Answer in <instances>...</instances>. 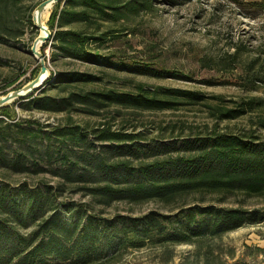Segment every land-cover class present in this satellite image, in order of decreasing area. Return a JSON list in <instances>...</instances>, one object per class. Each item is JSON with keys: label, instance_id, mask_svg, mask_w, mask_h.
I'll use <instances>...</instances> for the list:
<instances>
[{"label": "rangeland", "instance_id": "rangeland-1", "mask_svg": "<svg viewBox=\"0 0 264 264\" xmlns=\"http://www.w3.org/2000/svg\"><path fill=\"white\" fill-rule=\"evenodd\" d=\"M40 1L8 0L7 17L18 21ZM136 1L150 7L128 13L116 23L100 21V31L111 29L114 35L100 43L97 51L103 57L109 56L113 65L105 58L95 64L64 57L51 45L52 41L43 50L52 72H85L98 76L99 81L72 85L65 91L49 83L37 95L60 99L67 91L108 90L135 94L142 86L150 92L148 95L156 94L157 99L175 104L153 110L108 104L87 112L86 106L75 105L72 111L52 113L28 109L26 103H19L9 111L11 120L0 115V119L11 125L10 129L0 126L4 137L0 147L5 160L0 162V198L7 205H0V221L13 233L31 236L42 219L56 209L65 220L76 215H92L111 221L119 217L140 218L149 213L172 216L188 206L209 204L264 213V192L259 196H247L239 191L190 192L168 201L108 202L86 190L102 187L103 183L70 182L57 174L64 165L57 150H65V144L70 146L73 150L69 160L79 159L78 172H84L82 167L86 164L80 156L86 151L103 155V145L107 143L101 142L98 135L106 129L134 134V141L149 145L143 154L147 156L136 158L116 153L110 159L128 161L133 167L154 159L175 157V152L148 156L150 148L160 142L175 141L177 146L214 133L264 142V7L261 0H238L240 6L231 0ZM68 27L94 33V26L80 22ZM35 33V29L26 28L19 40L0 41V92L14 89L19 81L37 72L38 65L29 53L28 44L29 37ZM19 68L24 72L15 81ZM162 71L172 72L173 76H159ZM8 81L10 85L6 86ZM227 110L242 112L235 118L222 117ZM25 121L36 123L29 125ZM14 122L24 132L12 126ZM67 126L78 127L90 147L76 140L71 144L67 137L51 132ZM50 135L58 140L52 138L45 149L42 146ZM59 139L67 143L62 145ZM16 157H20L24 169L7 166ZM31 203H37V209L30 210ZM106 259L94 264H264V221L191 244L160 245L146 241L141 247L128 245L118 248Z\"/></svg>", "mask_w": 264, "mask_h": 264}, {"label": "trees", "instance_id": "trees-1", "mask_svg": "<svg viewBox=\"0 0 264 264\" xmlns=\"http://www.w3.org/2000/svg\"><path fill=\"white\" fill-rule=\"evenodd\" d=\"M7 1L0 0V41L19 40L24 36L26 28L33 29L30 13L38 2L28 9L25 17H20L16 21L14 17H7ZM231 1L239 4L238 0ZM259 2L264 7V0ZM142 7L148 9L150 6L136 0H64L57 5L49 22L52 33L51 45L67 58L95 64L105 58L109 65H113L114 62L109 56L103 57L97 51L100 43L114 35L111 29L100 31V21L116 23L124 19L128 13L140 11ZM77 22L94 26V33L87 34L81 29L68 27ZM35 35L29 37V45ZM92 44L96 47L91 48ZM23 72L19 68L14 80L17 81ZM158 74L173 76L169 71ZM32 77L33 74L24 81H19L14 88L20 87ZM99 80L98 76L85 72L53 71L49 83L65 91L72 85H85ZM10 82L8 81L6 86L10 85ZM138 90L135 94L110 90L67 91L66 96L60 99L48 95H35L20 103H26L25 107L28 109L52 113L72 111L75 105L86 106L87 109L83 110L87 112L91 108H103L108 104L143 110L166 109L175 104L157 99L156 94L148 95L150 92L145 91L142 86H139ZM5 92L2 91L0 94ZM167 92L177 94L179 91ZM192 96L188 95L189 98ZM9 111L2 110L0 115L11 120ZM239 112L227 110L221 116L235 118ZM25 123L31 125L36 122ZM1 125L7 129L11 127L3 119H0ZM12 126L19 132H24L21 127L18 128V123L14 122ZM51 132L62 138L67 137L71 144L76 140L82 142L84 147H90L88 141L86 142V135L78 127L67 126ZM135 137L134 134L109 129L101 131L98 139L107 143L103 145V155L88 154V151L83 153L80 158L86 164L82 167L84 172H78L79 159L69 160L70 151L73 149L66 144L63 145V142L67 143L66 140L59 139L62 140L61 144L65 150H57V156L64 164L57 174L70 182L103 183L102 187L86 190L97 193L108 202L125 199L136 203L147 200L168 201L190 192L239 191L247 196H259L264 192V142L251 140V137L246 139L233 134L214 133L209 137L186 141L177 146L175 141L160 142L150 148L152 151L148 155L175 152L177 153L175 157L154 159L135 167L128 161L110 160L116 153L136 158L147 156L143 154L146 151L145 147L149 145L134 141ZM3 138V134L0 133V140ZM52 138L58 140L50 135L42 147L47 149ZM108 153L112 154V157H108ZM2 156L3 150L0 147V162L5 161ZM7 166L21 170L20 168L24 169L25 165L21 164L20 157H16ZM37 203L34 205L31 203L30 210L37 209ZM0 205H6L4 198H0ZM14 209L18 211L15 207ZM70 220H65L56 209L42 219L38 228L29 237L13 233L0 221V264H94L112 257L118 248L123 249L128 245L141 247L146 241L173 245L191 244L219 237L242 226L263 222L264 213L256 209L224 208L209 204L188 206L172 216L149 213L140 218L126 220L119 217L111 221L92 215H76L72 221Z\"/></svg>", "mask_w": 264, "mask_h": 264}, {"label": "water", "instance_id": "water-1", "mask_svg": "<svg viewBox=\"0 0 264 264\" xmlns=\"http://www.w3.org/2000/svg\"><path fill=\"white\" fill-rule=\"evenodd\" d=\"M63 1L42 0L33 7L30 19L32 28L36 30L37 34L31 41L29 53L38 65V70L20 87L0 94V111L12 110L20 102L37 95L51 81L53 72L42 50L52 41L49 22L57 5Z\"/></svg>", "mask_w": 264, "mask_h": 264}]
</instances>
